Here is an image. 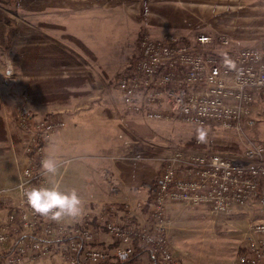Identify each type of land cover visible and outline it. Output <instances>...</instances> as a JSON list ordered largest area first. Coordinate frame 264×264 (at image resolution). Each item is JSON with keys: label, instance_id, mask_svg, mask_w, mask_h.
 Instances as JSON below:
<instances>
[{"label": "rangeland", "instance_id": "1", "mask_svg": "<svg viewBox=\"0 0 264 264\" xmlns=\"http://www.w3.org/2000/svg\"><path fill=\"white\" fill-rule=\"evenodd\" d=\"M169 33L225 35L233 47L264 50V0H0V115L8 130L0 142V188L17 182L41 120L63 125L42 133L43 160H56L58 171L44 174L41 166L40 187L59 185L69 192L73 181L81 199L95 197L91 211L86 203L79 217L60 221L82 219L99 233L106 219L124 222L139 213L148 218L152 188L172 152L241 153L244 136L218 124L199 126L177 116L150 119L123 103L119 73L135 60L140 40ZM51 58L68 62L56 65ZM66 77L76 80L61 81ZM47 95L53 99H44ZM92 109L95 113L88 112ZM253 115L256 125L247 136L264 143V94L257 96ZM82 119L88 141L99 131L100 160H69L63 146L53 147L56 140L63 145L66 128ZM8 204L0 195L1 221ZM262 220L264 206L256 201L218 214L203 205L174 203L165 234L186 264H233L246 250L251 225Z\"/></svg>", "mask_w": 264, "mask_h": 264}, {"label": "built area", "instance_id": "2", "mask_svg": "<svg viewBox=\"0 0 264 264\" xmlns=\"http://www.w3.org/2000/svg\"><path fill=\"white\" fill-rule=\"evenodd\" d=\"M118 88L132 111L156 120L177 116L199 126L218 124L244 136V149L239 154L179 149L166 156L152 188L148 218L139 213L135 217L141 220L106 219L104 230L114 242L108 248L99 244V231L82 219L74 224L52 220L28 204L23 190L40 187L42 182L38 135L63 125L41 120L35 124L26 148L27 163L17 182L0 188V195L9 201V212L0 220L6 263L18 264L52 251L70 264L125 263L138 247H145L151 249L155 264H186L165 234L171 204L203 205L216 214L252 201L264 206V143L247 136L256 125L253 104L264 94V50L233 47L225 35L145 36L132 71L118 80ZM19 114L26 122L24 113ZM136 206L143 208L144 204L137 202ZM233 264H264V220L251 225L246 250Z\"/></svg>", "mask_w": 264, "mask_h": 264}, {"label": "crops", "instance_id": "3", "mask_svg": "<svg viewBox=\"0 0 264 264\" xmlns=\"http://www.w3.org/2000/svg\"><path fill=\"white\" fill-rule=\"evenodd\" d=\"M92 111H93V113H95L93 109L88 110V112H92ZM91 121H95V119H92ZM84 124H86V123H84L83 119H82L79 126L77 124H72L71 126L69 125L65 130V139L63 140V145H61L62 144L61 140L54 141L53 147H54L55 151H56L57 147L59 148V147L63 146L64 147L63 150L66 153V155L68 156L67 158L69 160L70 159L71 160H78V161L85 160L87 162H89L90 160L91 161L92 160L93 161L100 160L98 158L102 157L100 155L103 154V153H101V151L104 150V147H103L104 145H103L102 141H100V135L98 133L99 131L97 129V132H96L97 134L95 135V137H93V140L88 141L89 139L83 136V129H82L83 127L82 126ZM79 130H80V132H79ZM76 166H74V169H76ZM71 184H72V188H69L68 190L71 191V190L75 189L76 191H78V189H79L78 184L74 183L73 181L71 182ZM97 191H99V190H97ZM81 200L83 202V208H84V206H86V203H89L88 207H90V211H91L92 210L91 205H93V202L96 199H95V197H92L89 199L83 198ZM123 201L121 200V202L116 204L117 207L119 206L120 203L123 204L124 203ZM121 204H120V206H121ZM112 208L115 209V207H113V206H112ZM117 211H119V210H117ZM65 218H68V217H65ZM71 219H72V217H71ZM132 219H133V221L137 220L135 217L130 218V220H132ZM126 220H129V218ZM70 224H74V223L71 222ZM98 242H99V244L106 246L108 248H112L114 246V242H113L111 236H109L103 228L99 233ZM139 248L140 247L137 248V251L139 250ZM178 256L185 258L184 254H178ZM186 258H187V256H186ZM118 263H120V262H116L114 260H111V261H108V262H105L102 264H118ZM18 264H70V263H68L59 253H57L56 251H52L50 254H48L46 256H39V257H36L34 259H31V258L30 259H24L22 262H20ZM78 264H87V263L80 261ZM120 264H155V258H154V255L149 250H146V251L140 252L136 257H133L130 261L125 262V263H120Z\"/></svg>", "mask_w": 264, "mask_h": 264}, {"label": "clouds", "instance_id": "4", "mask_svg": "<svg viewBox=\"0 0 264 264\" xmlns=\"http://www.w3.org/2000/svg\"><path fill=\"white\" fill-rule=\"evenodd\" d=\"M200 139H203L201 134ZM44 174H56L58 162L52 158L42 160ZM24 195L34 212L49 217L52 220H61L64 217L77 218L82 214L83 202L75 189L65 192L59 185L52 187L25 188Z\"/></svg>", "mask_w": 264, "mask_h": 264}, {"label": "trees", "instance_id": "5", "mask_svg": "<svg viewBox=\"0 0 264 264\" xmlns=\"http://www.w3.org/2000/svg\"><path fill=\"white\" fill-rule=\"evenodd\" d=\"M61 51H62V50H61ZM61 53H64V52L62 51ZM51 59H52V58H51ZM51 59H49V61H50ZM51 62H53V64L59 65V64H65V63H67L68 61H67V59H62V58H53V59L51 60ZM131 71H132V63H131L129 66H127L122 72L119 73V77H118V78L120 79L122 76H125V75L129 74ZM119 79H118V80H119ZM75 80H76L75 78H72V77H66V78H64V79L61 80V81H65V82H73V81H75ZM60 83H62V82H60ZM72 84H74V83H72ZM52 97H53V96L47 95V97H45L44 99L51 100V99H53ZM0 106H1V101H0ZM7 138H8V130H7V127H6V123H5V120H4L3 116L0 115V142L6 140ZM38 141H39L40 143L42 142V135H41L40 133H39V135H38ZM150 199H151V197H150ZM132 220H133V219H132ZM146 250H149V251L152 253L151 249H148V248H145V247H140L138 251L136 250V252H135L134 255L132 256V258H133V257H136L140 252H143V251H146ZM152 254H153V253H152ZM5 257H6V252H5V251L0 252V264H7V263L5 262ZM132 258H131V259H132ZM131 259H130V260H131ZM130 260H129V261H130ZM118 264H120V263H118Z\"/></svg>", "mask_w": 264, "mask_h": 264}]
</instances>
